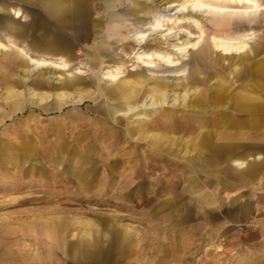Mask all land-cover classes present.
Returning <instances> with one entry per match:
<instances>
[{
	"label": "rangeland",
	"instance_id": "374dc122",
	"mask_svg": "<svg viewBox=\"0 0 264 264\" xmlns=\"http://www.w3.org/2000/svg\"><path fill=\"white\" fill-rule=\"evenodd\" d=\"M160 1L72 0L59 24L45 13L43 0H0V42L10 38L34 59H42L46 53H34L28 46L42 33L52 35L71 53V76H64L81 81L80 92L71 90V98L57 99L62 71L37 70L18 51L0 52V75L14 72V88L23 98L29 97L28 87L52 95L39 107L27 104L21 110L0 87V264H264V165L253 179L257 184L234 175L230 163L208 165L196 190L208 189L206 204L188 192L193 172L173 159L194 155V132L212 118L207 104L213 92L223 95L213 103L226 104L240 88L262 90L254 81L258 75L246 69L259 58L254 59L253 47L262 49L264 56V11L246 22L245 30L254 32L256 40L240 60L215 50L211 37L242 30L214 26L202 13L197 24L186 15L173 17L179 20L159 31L173 28L179 36L166 42L158 32L146 43L133 38L135 28H145L154 14H173L172 8H164L180 2L167 0L159 8ZM10 8L20 9L23 16L15 19ZM144 8L149 15L138 14ZM115 19L123 24L116 25ZM9 22L21 27L22 34L12 37ZM113 26L120 27L118 32ZM200 30L205 38L199 48L185 54L172 51L174 45L187 48ZM147 50L170 54L176 66L155 62L146 67L139 57ZM46 58L60 63L55 55ZM12 64L18 72L11 70ZM119 67L120 80L141 82L137 108L129 118L108 119L103 114L104 93L112 82L105 73ZM78 70L81 75H76ZM237 70L242 87H237ZM176 71L182 72L171 73ZM34 80L47 87H35ZM155 86L179 98L168 96L166 107H149ZM194 88L198 93L191 94ZM164 116L166 129L156 127ZM115 127H132L135 133L124 137L121 132L115 137L120 145L112 147L109 138L115 136ZM159 140L158 146L150 145ZM258 144L254 152L264 156V141ZM84 157L90 162L84 163ZM254 205L261 210L253 215ZM124 231L131 234L130 243L117 239ZM79 234L99 239L100 248L79 252ZM109 234L114 244L107 256L102 251Z\"/></svg>",
	"mask_w": 264,
	"mask_h": 264
},
{
	"label": "bare ground",
	"instance_id": "6f19581e",
	"mask_svg": "<svg viewBox=\"0 0 264 264\" xmlns=\"http://www.w3.org/2000/svg\"><path fill=\"white\" fill-rule=\"evenodd\" d=\"M151 1H154V0H151ZM166 2L167 0H161L159 2V6L157 7L160 8L162 5L166 4ZM43 4H44L43 7L45 10V13L48 15V17L54 22H57L59 24L64 23V19H61V18L63 17V15H65V13L68 10L72 8V0H43ZM169 8H172L171 10H174L173 14L166 15V14L161 13V14L152 15V20L146 24L145 28H142V29L135 28L134 29V34L132 37L137 40H140L141 42L146 43V41L149 39V37L153 35V33L158 32L161 34V37L164 38L163 39L164 42H166L167 40H169L170 37L177 38L179 36L178 33L173 32V28L172 29L166 28L163 31H159L160 29H163L165 26H168V24H174L176 23L177 20H179L177 17L176 20L173 21V17L178 16V15H186V20L194 24H197V21H196L197 15L202 13V14L209 15V19L211 18V21L213 20L212 22L214 26H217V27L219 26L228 27L229 26L230 28L236 29V31L242 30V33H237L233 31L232 34H226L222 36L213 35L211 37V41H212V45L214 49L222 53L223 56H228L229 58L236 56L238 59L240 58L243 59L245 55L247 54V49L249 48V44L250 43L255 44V40H256L254 32L245 30L246 22L249 23V22L255 21L256 20L255 18L258 17V14L264 11V0H180V2H178L177 4L173 3L169 5L167 8L165 7L164 9H169ZM10 12L12 13L15 19L21 18L23 16V13L20 11V9L10 8ZM138 14L149 15L150 13L147 12L144 8V9H139ZM121 21H122L121 19H118L115 21V24L121 26L123 24ZM7 27L12 37H15V35L18 36L22 34V28L17 26L13 22H9ZM119 28L116 26H113V30L116 32H118ZM189 35L191 34L189 33ZM204 38H205V33L204 31L200 30V34L198 35L197 38H195V40L191 42H187L185 44V47L187 48L181 47L179 45H174L172 46V51L180 53V54H185L187 50H191V49L195 50L202 45ZM60 41L59 39L53 37L52 35L47 36L42 33L39 36L38 41H34L30 44V46H28L29 49H33L35 51L34 53H40L42 56H43V53H46L47 56L50 54L52 56L54 55L57 56L60 63H56V62L48 60V58H46L47 56L46 57L43 56L42 59H34L33 57L30 56V54H28L25 51V49L17 47V45L10 38H8L7 42H0V52H8V54L10 53L14 54V51H18L20 52L22 56L27 58L29 63L32 66H34L35 69L37 70H43V69L57 70L59 69V71H62V73L59 75V78H61V81H60V84L56 87L57 91L54 93V96H56V98L60 100L67 99V98L72 97V95L68 91L71 92V90H73L75 93L80 92L79 86L81 84V81L79 80L78 77H76L75 79L74 78L67 79L64 76V75L71 76V73L69 72V67H68V62L71 59V53L69 49L65 48L62 42ZM159 43H163V42L159 40ZM253 48H254L253 57L254 59H256L260 56L259 49L256 46ZM37 49H40V50H37ZM142 57L144 60L142 59ZM139 58L143 60V63L146 65V67H150V68L154 66L155 62H157L159 65L164 64L167 67L176 66V62L173 60L171 55L167 53H160V52H156L153 50H147L143 53V56H140ZM259 60L260 58H258L257 62L256 61L253 62L252 64L253 70L251 72L249 69V72L252 75L256 74L257 72L256 69L259 64ZM14 64L10 65V68L12 71L16 72L17 68ZM238 70H237L236 75L239 81L241 80V73H239ZM21 72H23L24 74L23 76L28 75V72H26L25 69H22ZM181 72L182 71L180 72L176 71V72H171V73L181 74ZM121 73L122 72H121L120 67L116 68L114 71H108L105 73V76L107 77L106 79L112 82L109 85V87L106 88L105 93H104L106 97V102L104 103L105 105L103 107V110H104L103 114L105 118H108V119L110 117L111 118L114 117L115 115H121L122 117L126 116L127 118H129L131 112L137 108L136 101L138 99V93L141 87V84H140L141 82L140 80H136V79H126L122 81L120 80L122 78ZM81 74H82L81 70H78L76 72V75H81ZM17 82L18 80L16 79L14 72H8V74L6 75H0V87L6 88V91H7L6 97L14 98L15 106L18 109L22 110L23 108L26 107L27 104L28 105L31 104L34 107H37V106L39 107V105H41L40 103L46 102L52 96L51 94L45 91H40L32 87H28L27 91H28L29 97L26 100L25 98H23L24 93L22 91L15 90L14 85H16ZM32 82L34 86L37 88L47 87L44 83L40 81L34 80ZM19 84L23 86L27 85V83H24V82L22 83L19 82ZM150 91L151 93L149 94V96H150L151 104H149V107H155V106H158V104L161 107H166L165 99L168 96H174L175 99L179 98L177 93H173L172 95H170V92L163 90L161 86H155L151 88ZM245 91H247L246 94L249 95L250 97L251 96L253 97V95H255V92L252 90L251 91L245 90ZM196 93H198L197 89L194 88L193 90H191V94H196ZM216 96L219 97L220 94L219 93L215 94L212 100H215ZM242 107L245 108L244 104L238 102L237 108H242ZM139 119H147V117L146 115L144 116L139 115ZM167 123H168V118L164 116V117H161L158 122H156L155 126L161 129H166V127L168 126ZM150 127L152 128V126ZM112 131L114 132V135H115L114 137L112 136L113 138H109L110 145L112 147H116L120 145L121 143L119 141L120 138H115V137L116 136L119 137V134L121 132H123V135H125L124 137H127L135 133V130L132 127L131 128L127 127L125 130L123 128L115 127ZM160 142H161L160 140L157 141V143L155 141L154 144L150 143V145L158 146ZM129 143L132 144L130 140H129ZM133 143H135V140L133 141ZM137 144L138 143L136 142V145ZM207 153L208 152H206V154ZM86 154H89V151H86ZM88 162H90V159L88 157H84V163H88ZM232 163L235 167L241 170L249 169V165H250L248 160H239V159L235 160L234 159Z\"/></svg>",
	"mask_w": 264,
	"mask_h": 264
},
{
	"label": "crops",
	"instance_id": "0c3cea01",
	"mask_svg": "<svg viewBox=\"0 0 264 264\" xmlns=\"http://www.w3.org/2000/svg\"><path fill=\"white\" fill-rule=\"evenodd\" d=\"M16 1L21 2L23 0ZM261 50L262 49H259V55L261 54ZM259 58L260 61L256 69L258 78L254 81H256V83L259 82L258 84H260L262 90L257 92L258 88L252 86L251 89L255 92V95H253V97H250L246 94L247 91H245V89L242 90L240 88L230 98L228 96V102L226 104H215L213 102H215L218 98H223V95L219 93L220 96H216L215 100H212V102H210L211 104H213V106H211V104H207V108L209 109L208 111L211 112L210 114L212 117L210 122H207L204 124V126H200L199 128H197L199 133H197L196 131L194 132V136H196L194 139L195 145L193 146L195 147L194 155L191 156L190 153V156L181 157L182 159L173 156L174 164H177L178 162V167H183L186 170H190L191 172H193V176H188V179L189 177L191 178L192 183L189 187L188 192L192 195L196 194L198 196V199L203 201V203L208 204V189L205 188L202 190H198V193L196 192V190L197 183L200 182L202 177L201 174L204 173V169H206L208 165H221L223 163H230L233 168L234 175H236L237 177H241L246 181H251L252 179L253 183L257 184V179L256 181L253 179L258 176L260 166L264 165V156H262L258 152H254L256 146L259 145L258 143L264 141V106H262L264 105V56H259ZM249 69L251 72L253 70V65ZM249 69L247 68L246 70L249 72ZM237 84V87H242L240 85L241 81H238ZM212 94H214L213 96H215V94L218 93L213 92ZM238 102L244 104L245 108H237ZM206 152L208 153L206 154ZM202 156H206L207 158L202 159ZM234 159L248 160L250 163L249 169H238L232 163ZM211 176L212 175L206 177L212 178ZM151 192L156 194L158 191ZM240 201L241 199L240 197H238L237 202L239 206H241L240 208H243L242 206L244 205H242L243 203H241ZM259 210H261V208H259L257 205H254L250 211L254 215V213ZM112 229H114L113 226H109L108 231L113 232ZM50 233L52 232L50 231ZM95 233H98V231H95ZM54 235L55 234L52 233L49 236L53 237ZM78 237L79 239L77 241V249L79 252L85 251L94 253L98 248H100L99 239H88L84 234H79ZM116 237L117 239H120L122 243H130V240L132 238L131 234L127 231H124L121 234H116ZM112 240L113 239L111 238V234H109L107 239L105 240L106 247L102 251L107 256L112 253L111 246L114 244L112 243Z\"/></svg>",
	"mask_w": 264,
	"mask_h": 264
}]
</instances>
